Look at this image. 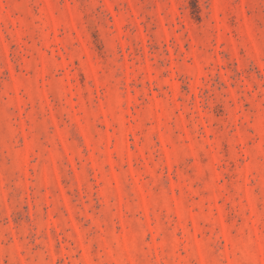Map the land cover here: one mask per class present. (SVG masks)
Wrapping results in <instances>:
<instances>
[{"label": "rangeland", "instance_id": "374dc122", "mask_svg": "<svg viewBox=\"0 0 264 264\" xmlns=\"http://www.w3.org/2000/svg\"><path fill=\"white\" fill-rule=\"evenodd\" d=\"M0 264H264V0H0Z\"/></svg>", "mask_w": 264, "mask_h": 264}]
</instances>
